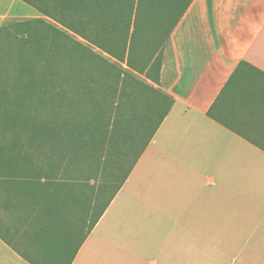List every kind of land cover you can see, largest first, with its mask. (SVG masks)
Instances as JSON below:
<instances>
[{
  "label": "trees",
  "instance_id": "obj_1",
  "mask_svg": "<svg viewBox=\"0 0 264 264\" xmlns=\"http://www.w3.org/2000/svg\"><path fill=\"white\" fill-rule=\"evenodd\" d=\"M21 1L41 17L0 28V236L71 264L173 106L160 72L194 0Z\"/></svg>",
  "mask_w": 264,
  "mask_h": 264
},
{
  "label": "crops",
  "instance_id": "obj_2",
  "mask_svg": "<svg viewBox=\"0 0 264 264\" xmlns=\"http://www.w3.org/2000/svg\"><path fill=\"white\" fill-rule=\"evenodd\" d=\"M15 2L0 28L41 17ZM171 43L173 106L71 264H264V0H194ZM0 264L29 263L0 236Z\"/></svg>",
  "mask_w": 264,
  "mask_h": 264
},
{
  "label": "rangeland",
  "instance_id": "obj_3",
  "mask_svg": "<svg viewBox=\"0 0 264 264\" xmlns=\"http://www.w3.org/2000/svg\"><path fill=\"white\" fill-rule=\"evenodd\" d=\"M0 12H2V9H0ZM0 14H2V13H0ZM17 14H20V16H26L27 17V16H31L33 14H36V12H35V10H33V8H31L30 6H28L27 4H25L21 0H19V1L16 0L15 5H14L10 15L11 16H17ZM12 21H15V19H13V20L10 19L8 22H12ZM165 51L166 52L164 54L163 65L161 67V72H160V81H161L160 88L163 91L166 90V88L169 85L170 80L172 79V76L174 74L172 57H171L168 49H166ZM96 182H98V181H96ZM135 211H134V213H135Z\"/></svg>",
  "mask_w": 264,
  "mask_h": 264
}]
</instances>
